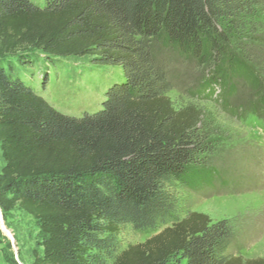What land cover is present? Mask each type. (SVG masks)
Here are the masks:
<instances>
[{
	"label": "trees",
	"instance_id": "1",
	"mask_svg": "<svg viewBox=\"0 0 264 264\" xmlns=\"http://www.w3.org/2000/svg\"><path fill=\"white\" fill-rule=\"evenodd\" d=\"M263 16L264 0H0V207L38 222L32 264H264L230 252L228 220L183 208L182 189L222 177L219 131L200 107L174 106L151 48L209 67L195 98L264 118ZM83 56L121 73L101 109L72 116L27 71ZM240 88L256 99L245 110L231 105ZM127 228L157 233L124 248Z\"/></svg>",
	"mask_w": 264,
	"mask_h": 264
},
{
	"label": "rangeland",
	"instance_id": "2",
	"mask_svg": "<svg viewBox=\"0 0 264 264\" xmlns=\"http://www.w3.org/2000/svg\"><path fill=\"white\" fill-rule=\"evenodd\" d=\"M32 1L39 6L46 4V0ZM151 48L157 61L170 73L173 88L166 95L174 106L200 107L219 131L211 159L222 177L210 188L182 189L183 208L205 213L214 222L228 220L235 235L230 252L244 258H264V118L243 110L235 116L224 111L219 103L195 98L209 67L181 57L158 38L151 40ZM120 73L119 68L100 66L92 56H83L61 59L53 65L38 64L27 71V78L54 108L82 116L101 109L111 76ZM240 89L231 105L245 110L255 96L249 89ZM4 164L0 147V170ZM155 233L127 228L121 235V244L125 248L141 243ZM43 239L38 222L20 207L7 213L0 207V264H32L34 252L42 250Z\"/></svg>",
	"mask_w": 264,
	"mask_h": 264
}]
</instances>
